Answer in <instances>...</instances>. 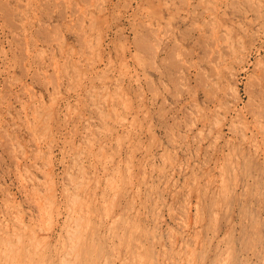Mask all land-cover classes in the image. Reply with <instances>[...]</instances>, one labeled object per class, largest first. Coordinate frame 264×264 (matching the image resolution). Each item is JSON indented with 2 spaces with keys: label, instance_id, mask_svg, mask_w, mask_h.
<instances>
[{
  "label": "rangeland",
  "instance_id": "1",
  "mask_svg": "<svg viewBox=\"0 0 264 264\" xmlns=\"http://www.w3.org/2000/svg\"><path fill=\"white\" fill-rule=\"evenodd\" d=\"M181 262L264 264V0H0V264Z\"/></svg>",
  "mask_w": 264,
  "mask_h": 264
},
{
  "label": "bare ground",
  "instance_id": "2",
  "mask_svg": "<svg viewBox=\"0 0 264 264\" xmlns=\"http://www.w3.org/2000/svg\"><path fill=\"white\" fill-rule=\"evenodd\" d=\"M80 72V71H79ZM104 93V92H103ZM101 97V96H100ZM108 97V96H107ZM100 99V98H99ZM118 109V108H117ZM114 111H116V110H114ZM118 111V110H117ZM116 111V112H117ZM120 111V110H119ZM34 114V113H33ZM118 114H119V112H118ZM107 115H108V113H107ZM106 117V116H105ZM108 117V116H107ZM116 118V117H115ZM113 120V119H112ZM121 120V119H120ZM123 120V119H122ZM114 122H115V119H114ZM123 122H125V120L123 121ZM115 123H117V122H115ZM91 144V143H90ZM47 147V146H46ZM78 153V152H77ZM81 156V155H80ZM100 160H101V158H100ZM75 163V162H74ZM78 170V169H77ZM82 176V175H81ZM117 176V175H116ZM234 176V175H233ZM69 178V177H68ZM122 178V177H121ZM120 178V179H121ZM73 183V182H72ZM113 184H114V182H112ZM223 185V184H222ZM233 185V184H232ZM78 186H81L82 187V185H78ZM230 186V185H229ZM77 187V186H76ZM119 187V186H118ZM117 187V188H118ZM110 189H112L113 191H115V189H113V188H110ZM119 190V189H118ZM118 193V192H117ZM115 194V193H114ZM88 195V194H87ZM74 196V195H73ZM86 196V195H85ZM79 197V196H78ZM78 197H75V198H77L78 199ZM90 198V197H89ZM49 202V201H48ZM48 205V204H47ZM88 205V204H87ZM84 207V206H83ZM87 207V206H86ZM228 208V207H227ZM108 211V210H107ZM46 214H48V213H46ZM51 216V215H50ZM73 217V216H72ZM74 218V217H73ZM52 219V218H51ZM51 219H49V220H51ZM77 223V222H76ZM83 223V222H82ZM22 224V223H21ZM78 224V223H77ZM49 225V224H48ZM47 225V226H48ZM78 226V225H77ZM49 227V226H48ZM75 232V231H74ZM71 234V233H70ZM28 236V235H27ZM72 236H74V235H72ZM18 237V236H17ZM74 238H75V236H74ZM70 239V238H69ZM3 240V239H2ZM5 240V239H4ZM9 242V241H8ZM19 243V242H18ZM38 245V244H37ZM37 245H36V247H37ZM204 245V244H203ZM32 246V245H31ZM13 247V246H12ZM99 247V246H98ZM76 248V247H75ZM43 250V249H42ZM4 251V250H3ZM73 251H74V249H73ZM99 251V250H98ZM7 252V251H6ZM9 253H10V251H8ZM42 252V251H41ZM89 252V251H88ZM49 253V252H48ZM50 254V253H49ZM75 255V254H74ZM67 256V255H66ZM98 256V255H97ZM50 257V256H49ZM76 260V259H75ZM66 261V260H65ZM70 264V263H69ZM181 264H182V262H181Z\"/></svg>",
  "mask_w": 264,
  "mask_h": 264
}]
</instances>
